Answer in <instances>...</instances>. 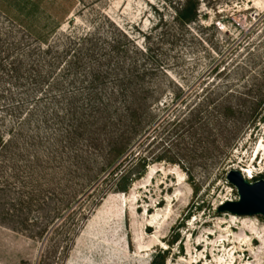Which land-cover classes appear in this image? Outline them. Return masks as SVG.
<instances>
[{"label":"rangeland","instance_id":"rangeland-1","mask_svg":"<svg viewBox=\"0 0 264 264\" xmlns=\"http://www.w3.org/2000/svg\"><path fill=\"white\" fill-rule=\"evenodd\" d=\"M0 137V264H264V0H0Z\"/></svg>","mask_w":264,"mask_h":264},{"label":"water","instance_id":"water-1","mask_svg":"<svg viewBox=\"0 0 264 264\" xmlns=\"http://www.w3.org/2000/svg\"><path fill=\"white\" fill-rule=\"evenodd\" d=\"M226 180L235 188L237 199L226 201L219 210L235 215H260L264 219V179L250 181L239 170L230 169Z\"/></svg>","mask_w":264,"mask_h":264},{"label":"trees","instance_id":"trees-1","mask_svg":"<svg viewBox=\"0 0 264 264\" xmlns=\"http://www.w3.org/2000/svg\"><path fill=\"white\" fill-rule=\"evenodd\" d=\"M191 14V15H190ZM194 14V11H193V13H192V9L190 10V9H188V6L186 7V6H182V7H180L179 9H177V11H176V18L177 19H179L180 21H185V20H189V19H191L192 17V15ZM172 123H173V121H167L166 122V124L167 125H172ZM3 142V140H2V138L0 137V143H2ZM141 160H143V159H141ZM144 161V160H143ZM160 257H161V259H162V255H160ZM151 263H153V260H152V262ZM160 264H162V261H161V263Z\"/></svg>","mask_w":264,"mask_h":264},{"label":"bare ground","instance_id":"bare-ground-1","mask_svg":"<svg viewBox=\"0 0 264 264\" xmlns=\"http://www.w3.org/2000/svg\"><path fill=\"white\" fill-rule=\"evenodd\" d=\"M240 173H242V176H243L244 178L250 180V177H249L248 175H246L245 172L240 171ZM249 173H250V172H249ZM244 216H246V215H244Z\"/></svg>","mask_w":264,"mask_h":264}]
</instances>
